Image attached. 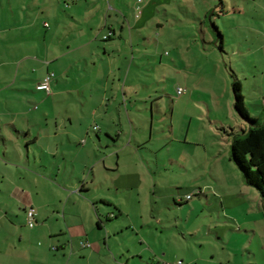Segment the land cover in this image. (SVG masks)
I'll list each match as a JSON object with an SVG mask.
<instances>
[{
    "label": "crops",
    "instance_id": "obj_1",
    "mask_svg": "<svg viewBox=\"0 0 264 264\" xmlns=\"http://www.w3.org/2000/svg\"><path fill=\"white\" fill-rule=\"evenodd\" d=\"M151 1L0 0V264L121 263L118 226L113 239L105 226L146 217L120 160L142 138L129 76ZM48 73L50 92L36 89Z\"/></svg>",
    "mask_w": 264,
    "mask_h": 264
},
{
    "label": "rangeland",
    "instance_id": "obj_2",
    "mask_svg": "<svg viewBox=\"0 0 264 264\" xmlns=\"http://www.w3.org/2000/svg\"><path fill=\"white\" fill-rule=\"evenodd\" d=\"M218 1L152 0V13L145 12L150 17L134 43L129 76L140 96L142 112L133 110L143 115V130H136L142 138L122 156L120 168L138 173L134 186L147 197L136 212L146 217L133 231L121 228L129 219L105 226L112 239L118 226L120 264H264L261 196L229 160L227 134L244 126L233 106L231 71L248 111L264 116V0H226L227 13ZM237 5L241 11L233 10ZM212 10L219 14L212 19L224 34L223 50L213 42ZM126 45L130 61L131 42ZM178 85L186 89L184 103ZM7 144L3 151L14 155ZM0 170L3 175V164Z\"/></svg>",
    "mask_w": 264,
    "mask_h": 264
},
{
    "label": "trees",
    "instance_id": "obj_3",
    "mask_svg": "<svg viewBox=\"0 0 264 264\" xmlns=\"http://www.w3.org/2000/svg\"><path fill=\"white\" fill-rule=\"evenodd\" d=\"M217 5L222 13L229 12L226 0H219ZM233 10H237L236 7ZM219 15L215 11H209L207 18L214 35L213 42L223 50L224 34L220 30L212 16ZM233 106L244 126L239 130L227 132L230 136L229 159L240 170L246 183L253 185L260 193L262 209L264 211V116L252 115L245 106V97L242 93V83L231 71ZM264 115V109L260 112Z\"/></svg>",
    "mask_w": 264,
    "mask_h": 264
},
{
    "label": "built area",
    "instance_id": "obj_4",
    "mask_svg": "<svg viewBox=\"0 0 264 264\" xmlns=\"http://www.w3.org/2000/svg\"><path fill=\"white\" fill-rule=\"evenodd\" d=\"M53 78V73H48L41 81H39L35 87L39 90H45L47 92H50V81ZM185 92L184 88L181 86L176 87V94L177 96L182 95ZM27 221L28 223L33 222L35 210L33 207H29L27 209ZM83 244L89 245L88 242H84Z\"/></svg>",
    "mask_w": 264,
    "mask_h": 264
}]
</instances>
